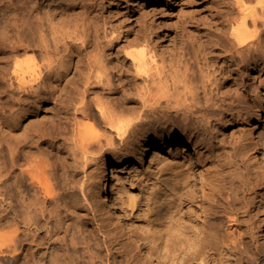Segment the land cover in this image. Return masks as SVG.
<instances>
[{
    "label": "bare ground",
    "instance_id": "bare-ground-1",
    "mask_svg": "<svg viewBox=\"0 0 264 264\" xmlns=\"http://www.w3.org/2000/svg\"><path fill=\"white\" fill-rule=\"evenodd\" d=\"M1 1V259L7 258V264H117L115 253L128 246L132 248L133 244L140 252L138 264H264V245L253 239H231L233 227L240 220L239 210L259 198V189L264 210V165L255 174L242 170L235 152L226 154L211 130L217 115L226 119L242 110L246 102L242 96L247 89L257 101L262 97L264 0H232L217 46L206 52L210 43L201 44L191 58L175 49L160 53V47L152 44L142 25L136 33L127 32L125 40H120L121 34L106 27L108 22L104 21L107 43L115 45L117 51L97 57L96 65L83 72L84 91L70 105L76 113L92 118L84 101L91 80L111 86L115 77H128L134 68L135 78L145 76L143 87L132 85L142 100L134 97L131 101L134 113H142L139 119L135 116L139 122L134 125L140 129L145 124L143 116L150 112L153 122L166 119L172 130L157 142L146 139L137 152L124 140L126 152L118 161H109L107 169L105 165V194L94 204L104 214L97 215L92 209L94 221L107 216L114 227L109 229L98 221L96 229L90 231L86 228L87 213L74 216L68 208L77 206L76 192L72 189V193L65 195L55 189L56 193L52 189L55 184L51 188L48 181L52 179L47 176L43 157L39 158L48 144V126L58 123L56 117L62 118V109H58L56 102L66 96L73 76L82 71L83 58L98 48L96 34H92L87 21L89 7L85 0H49L47 4L42 0ZM106 1L113 5L117 0ZM135 45L143 47L125 52L126 47ZM122 52L126 55L124 60ZM191 64L197 65V70ZM172 68L175 76L168 79ZM250 69L255 71L254 82L244 76ZM159 90L163 93L160 97L154 93ZM97 107L119 135L127 133L128 128L113 123L108 109L100 104ZM258 114L251 117V134L259 124ZM71 127L73 146L80 150L73 154H81L80 162H87L91 147L100 146L101 139L94 137L96 144L92 138L87 142V127L75 118ZM229 160L234 166L227 169ZM148 162L161 172V180L160 184L154 183L153 187L158 188L152 189L151 195L148 192L142 202L139 195L125 191L129 188L123 180L131 178L132 172L141 170ZM140 216L145 217L146 225H142ZM226 218L230 224L223 233ZM123 237L127 243L119 240ZM122 243L124 248L120 250L116 246ZM104 250L109 256L106 262L101 256Z\"/></svg>",
    "mask_w": 264,
    "mask_h": 264
},
{
    "label": "rangeland",
    "instance_id": "rangeland-1",
    "mask_svg": "<svg viewBox=\"0 0 264 264\" xmlns=\"http://www.w3.org/2000/svg\"><path fill=\"white\" fill-rule=\"evenodd\" d=\"M1 2L4 3L5 0H2ZM9 2H13V0H6L5 3ZM41 2L47 4L49 0H42ZM84 2L85 4L87 3L86 6L88 5L87 7L90 8H88L87 12L89 15L87 21L90 23L89 26H91L90 31L92 34H96L95 41L97 42L98 48L90 50L89 55L83 58L81 64L82 71L73 76L72 82L67 88L66 96L58 102L55 101L58 109H62L60 110L62 111V118L59 119L56 117L55 121L58 123L54 125L51 124V127L50 125L48 126V144L51 145L46 143V149L41 153L43 156L40 154L39 158L42 159L43 157L42 160H44V163L48 166H45L47 176L52 179H48V181L51 184V188L53 187V184H55L54 188H52L54 191L58 190V192H61L60 194L65 195L76 192L75 195L78 200L77 206L72 207L70 205L68 208L74 216H77L78 214L85 215L87 213L86 228L90 231L96 229L98 221L109 227V229L110 227L111 229L114 227L110 225V219L108 220L107 216L100 218V220H93L94 213L97 215L101 214L100 216L104 214L103 210L99 208L98 205L94 204H98V200L103 199L105 194L102 191L105 165L107 169L110 165L108 163L109 161H118L122 158L124 152H126V142H124V140H128L129 142H127L131 144L133 151L137 152L138 147L141 146L146 139L152 142H157L159 137L168 134L172 130V127L169 124H166V119H162L159 123L155 121L153 122L154 116L150 112V114L148 113V115L143 116L144 120L142 118V123L145 124L141 125L140 129L135 126L136 121H138L135 116L137 115V118L139 119V116H141L142 113H134L131 109V101L134 97L140 102L142 101L139 97V93L135 92L134 86H137L138 88L143 87L145 85V76L135 78L134 68L130 69L128 77L124 76L122 79L115 77L114 83L111 86L96 82L94 78L91 80L90 86H88L85 93L84 101L86 103L87 112L91 115L93 114L91 116L92 118H87L84 114L78 112L76 113L73 105H70L71 102L75 104L78 98L82 96L81 92L84 91L83 72L88 71L90 65H92V67L96 65L97 57L100 58L101 55H109L111 52L117 51L116 48L114 49L115 45L112 47L107 43L109 37L105 36L104 33V21L108 22L106 27H109V29L110 27H113V29H116L117 31L116 34H121L120 40H125L124 36H126L127 32H130L131 34L136 33L140 28L139 26L142 25L144 30L146 29L147 34L151 37L152 44L155 47H160V53H168V51L175 49L176 52L180 53L182 51L187 53V57L191 58V55L198 50L201 44L210 43L206 52H208L210 48L217 46L215 43L218 40V34L223 27L222 25L226 24L225 18L227 16V9L230 8L232 0H158L156 3H149V0H117L113 5L109 4L106 0H85ZM92 4L93 6L91 7ZM78 10L80 9L78 8ZM139 19L141 20L140 22L138 21ZM128 22H130L129 25ZM142 47V45H135L130 48L126 47L125 52H132ZM121 56L123 60L126 59L124 52H122ZM192 61L194 62V58L191 59V63ZM128 62L131 66V60L128 59ZM191 66L197 70V65L191 64ZM173 70L174 68H172V74L168 76V79L175 76ZM153 71L154 70H151V72ZM244 76L249 77L253 82L255 81L256 75L253 69H250ZM154 87H157V84H155ZM154 93H156L158 97L163 94H161L160 90L159 92L154 91ZM261 96L260 101H257L256 98L253 97L251 90L247 89L242 96L246 101L242 110H240L236 116H229L226 119L217 115L215 117V120L217 121H214L211 126V130L216 135L217 141H219L223 151L226 154L235 152L240 168L251 174H255V172L259 171L260 167L264 165V89H262ZM99 104L104 109H108L105 111L107 114H110L111 117L113 116V120L115 121L113 123L115 125L119 123L117 124L118 126L123 125L124 128H128V131L130 128H134L135 130L131 129V131H127L126 134L119 135L117 130L115 131V127H112L108 123V120L104 119L105 117L103 118V115L99 113L97 107ZM65 106L68 107L65 108ZM140 108L141 110L143 109L142 106H140ZM140 108L138 109L139 111ZM258 112L259 124L253 134H251V127L254 125V121L251 117ZM247 113L250 114V117L247 116ZM74 118L87 127L86 137L89 138L87 142L93 140V144H96L94 137H98L101 139L100 143L104 146L103 147L100 144L101 147L98 145L91 147L92 154H88L87 162H84V159H81L82 162H80L82 156L81 154L77 155L80 150L78 147L76 148V146H73L75 143L73 141V127H71V124L73 125ZM220 118L221 121L219 122L218 119ZM142 126H145V128L141 129ZM91 138L92 140H90ZM100 139L95 138L96 141H99ZM110 143L113 145L111 144L110 146ZM95 151L97 154H94ZM90 155L94 158L89 157ZM45 156H47V158ZM48 160L52 163L48 162ZM230 160L227 164V169L234 166L233 162H230ZM233 161H235V159ZM131 162H133V156L131 157ZM84 163L85 166H83ZM51 164L53 167H51ZM148 165H150L149 162L144 168H141V170L137 169V171L132 172L131 178L129 177V174H127L126 176L129 178L123 180L124 186L129 188L125 191L127 193L131 191L132 193L134 192L139 195L140 197L138 200L140 199L142 202L146 200V197L149 195L148 192L151 195L153 190L158 188L153 187L154 183L156 182L155 184H160L161 180V172L155 170L156 166ZM73 166H75V168ZM61 174L67 175L64 176ZM62 183L64 186L61 185ZM72 183H74V185L76 184L75 187H72L74 186ZM92 187L94 188L92 189ZM87 188H89L88 191ZM70 190H72V192ZM58 192L56 191V193ZM126 192L124 197L127 195ZM257 192L256 195L259 198L239 210L241 213L240 220L238 226L233 227V235H231V239L234 238V240H237L242 237L245 240L253 239L257 244L264 245V210L262 209L263 204L260 198L262 191L259 189ZM92 209L94 210V213L92 212ZM225 220L223 233H225V229H227V226L230 224L227 218ZM140 221L142 225H146L144 224L146 223L144 216H140ZM124 239L125 238L123 237L119 240L121 242L123 241V243H127V240ZM123 243L119 245L120 247H116L120 250L123 249ZM130 243L132 244V242ZM132 248L128 246L127 249H123V251L118 250L119 252L115 253L117 264H138L140 262V252L134 248L133 244ZM105 251L106 250H104L102 252L103 255H101L104 262L109 258L107 251ZM127 253L128 256L126 257ZM0 261H3L2 263L0 262V264H7L8 262L7 258L1 259V257ZM133 261L135 263H133ZM152 261L154 262L155 260L152 259ZM155 263L156 261L153 264Z\"/></svg>",
    "mask_w": 264,
    "mask_h": 264
}]
</instances>
